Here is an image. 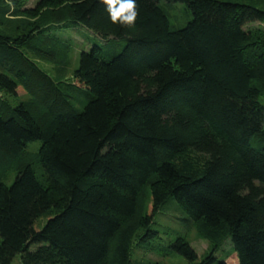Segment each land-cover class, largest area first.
<instances>
[{"label":"trees","instance_id":"1","mask_svg":"<svg viewBox=\"0 0 264 264\" xmlns=\"http://www.w3.org/2000/svg\"><path fill=\"white\" fill-rule=\"evenodd\" d=\"M256 1L0 0V264H132L172 200L210 250L198 261L178 236L166 251L229 264L215 253L230 240L236 264H264V28L245 29L264 24ZM162 3L185 5L188 23L171 29ZM51 28L102 41L73 80Z\"/></svg>","mask_w":264,"mask_h":264},{"label":"rangeland","instance_id":"2","mask_svg":"<svg viewBox=\"0 0 264 264\" xmlns=\"http://www.w3.org/2000/svg\"><path fill=\"white\" fill-rule=\"evenodd\" d=\"M240 1L245 4H253L257 8L263 7L258 3L259 1L256 0ZM16 2H18L22 9H24L33 8L37 0H16ZM163 4L164 8L166 9L171 29L184 27L188 23L191 15L189 12H186L185 5L179 3L170 4L168 6H166L167 4L162 3L161 5ZM258 27L264 28V24L259 22L250 23L245 26V29ZM51 31L60 35L66 42L67 49L63 50V52L66 54L68 67L67 69L65 68V73L67 79L73 80L74 74L79 68L81 52L83 50L87 51L93 45L102 44V41L97 36L82 28L76 30L51 28ZM39 66L46 70L51 75V77H56L58 68H56L54 64L39 62ZM74 81L77 82L75 79ZM18 95L20 98H24L21 91H19ZM18 101L19 100L16 98L12 99L13 104L18 103ZM83 104L84 101L80 99V101L74 103V106L80 110L82 109ZM39 146L40 144L38 142H33L28 145L27 150L34 153L37 152ZM36 176L38 179L42 178V170L40 168H36ZM15 177L16 174L11 173L6 185H10ZM183 217L184 215L176 209V204L174 201L172 200L168 202L165 208L158 212L153 219L152 229L158 233L157 238L155 240L149 241L148 243H135L133 245L131 253L132 264H189L185 259H183V257L171 251L168 252L165 250L167 245L178 236L190 244L197 254L198 261L208 254V251L210 250L209 243L206 240L200 238L194 228L186 225L182 220ZM45 222L46 219L40 218L37 221L38 228H42ZM215 257L217 261L227 260L229 264H236L237 259L233 252L230 240H226L222 243L219 250L215 253ZM10 264H21L20 256L16 255Z\"/></svg>","mask_w":264,"mask_h":264}]
</instances>
